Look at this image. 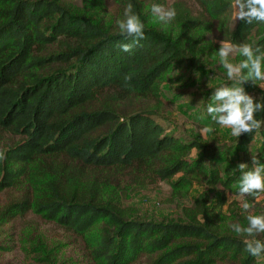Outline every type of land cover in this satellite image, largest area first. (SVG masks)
I'll return each instance as SVG.
<instances>
[{
  "label": "trees",
  "instance_id": "1",
  "mask_svg": "<svg viewBox=\"0 0 264 264\" xmlns=\"http://www.w3.org/2000/svg\"><path fill=\"white\" fill-rule=\"evenodd\" d=\"M120 1L132 4L144 38L120 35L77 4L0 0V130L20 137L0 149V194L25 184L19 198L0 205V256L14 248L7 225L32 211L80 235L90 264H264V252L245 250L248 242L264 243V233L236 231L248 227L247 216H264L257 196L243 194L247 209L236 198L244 174L257 168L249 148L256 138L258 165L264 163V125L229 145H210L166 134L150 108L119 111L133 97L160 102L174 64L220 67L214 40L264 51V23L235 21L231 0H191L196 14L177 2L165 25L140 0ZM260 93L255 102L264 101ZM234 146L243 147L237 169L229 163ZM193 150L202 158L192 159ZM159 181L169 182L174 199L187 197L194 184L202 189L175 217L131 215L123 203L129 192ZM29 243L22 249L36 264H60L58 245Z\"/></svg>",
  "mask_w": 264,
  "mask_h": 264
},
{
  "label": "rangeland",
  "instance_id": "2",
  "mask_svg": "<svg viewBox=\"0 0 264 264\" xmlns=\"http://www.w3.org/2000/svg\"><path fill=\"white\" fill-rule=\"evenodd\" d=\"M65 5L75 7L80 6L81 10L88 12L93 19L104 21L111 29L118 28L117 19L123 18L125 5L120 0H59ZM234 3V0H231ZM144 12H149V17L156 18L151 13L153 4L162 5L165 8L181 2L188 6L193 14H196L200 7L191 0H140ZM234 17V16H233ZM161 25H165L160 22ZM119 30V29H117ZM220 48V40H214ZM235 55L229 59L232 63H237ZM220 61V60H219ZM233 85L226 76V70L222 67L210 66L208 70H181L177 64L165 75V80L160 87V102L145 101L135 98L129 102L119 105L120 112H132L140 107L150 108L155 112V120L163 127L166 134H172L184 141L197 140L202 144L221 145L227 143L233 138L231 129L216 124L207 112V106L212 103V97L215 86ZM245 91L256 101L261 96V87L252 89L248 85H242ZM120 101V100H118ZM208 128L209 131H203ZM18 135L10 131L0 130V149L4 150L8 145L19 140ZM259 139H255L250 145L252 158L256 161L257 167L264 166V163L258 165L260 158L256 156V149L259 147ZM242 146L229 148L228 155L231 157L230 166L233 169L238 163V152ZM192 159L202 158L200 152L193 150L190 154ZM218 158L221 157L217 156ZM226 163L225 165H228ZM181 173L177 174L173 180H176ZM264 175V173H262ZM24 185H18L16 189L6 191L0 194V205L8 202L10 199L19 198ZM201 187L194 184L189 195L183 199H174L171 194V186L168 181H159L155 186H147L132 190L129 192L127 200L123 203L131 209V215L140 218L159 221L163 218L175 217L179 214V207L188 206L196 197ZM241 200V204L250 201L245 195L236 197ZM257 201L264 203V194L257 196ZM133 213V214H132ZM8 237L12 238L14 244L13 250L0 256L2 261H9L11 264H36L24 253L22 246L25 241L30 240L29 245L37 242L46 245L56 244L59 246L57 262L60 264H90L87 250L82 237L72 231H69L54 222H48L32 211L24 215L15 217L5 228ZM264 261V255L259 258ZM141 264V263H139Z\"/></svg>",
  "mask_w": 264,
  "mask_h": 264
},
{
  "label": "clouds",
  "instance_id": "3",
  "mask_svg": "<svg viewBox=\"0 0 264 264\" xmlns=\"http://www.w3.org/2000/svg\"><path fill=\"white\" fill-rule=\"evenodd\" d=\"M235 21L252 24L253 21L264 23V0H234L232 5ZM151 13L158 21L168 24L175 16L174 8H165L162 5L153 4ZM119 33L122 36L131 37L134 40L144 38V24L140 17L133 12L132 4H128L123 13L122 19H117ZM122 51L130 52L131 45L123 44L120 46ZM243 57L239 63L230 62L232 55ZM216 55L226 70V76L233 82L231 87H218L212 97V103L207 106V112L211 115L212 121L216 124L231 129L233 137H239L241 133L251 134L264 125V119H257L258 112H264V101L255 102L242 86L251 81L253 86L264 89V51L250 43L233 44L230 41L220 42V48ZM244 70H247L246 72ZM127 79V78H126ZM205 128L203 131H209ZM256 163V161H253ZM240 169L246 166L240 164ZM264 166L255 168L254 171L247 172L240 182V194H252L259 196L264 194ZM249 207L247 203L243 206ZM248 227L236 228L237 232H246L253 236L257 232L264 233V216H247ZM245 250L255 257H259L264 252V243L260 241L246 243Z\"/></svg>",
  "mask_w": 264,
  "mask_h": 264
}]
</instances>
